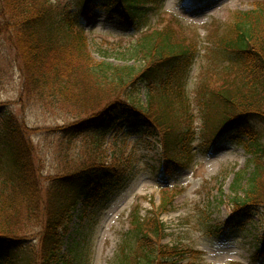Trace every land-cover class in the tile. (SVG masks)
Listing matches in <instances>:
<instances>
[{
    "label": "trees",
    "instance_id": "1",
    "mask_svg": "<svg viewBox=\"0 0 264 264\" xmlns=\"http://www.w3.org/2000/svg\"><path fill=\"white\" fill-rule=\"evenodd\" d=\"M164 1L79 2L84 15L93 11V5L107 2L125 22L136 29L146 28L121 49L133 64L94 60L78 14L61 13L51 0H0V4L13 29L26 87L41 97L47 95L90 113L65 127L67 134L76 136L91 130L104 134L125 117L145 116L161 134L163 167L174 165L171 169H176L189 163L193 150L187 83L194 61L200 57L202 40L196 32L186 37V31H181L186 27L174 18L167 25L151 24V14L158 12ZM183 1L192 4L191 0ZM256 6L249 11L235 10L232 18L207 32L203 54L211 75L200 84L204 97L199 102L204 126L211 125L217 131L213 139L230 129L249 154L244 168L235 172L230 202L236 213L262 216L256 246L261 258L264 148L249 123L253 119L264 121V5L257 2ZM142 89L145 101L140 99ZM0 117V264H19L21 254L30 248L27 233L33 226L40 227L38 247L21 264H67L61 253L62 229L77 202L101 193L106 196L104 191L124 184L132 171L121 175L114 164L95 162L51 177L43 189L23 128L10 112L0 109ZM174 120L183 132L176 133ZM171 207L172 196L163 195L160 204L144 215L135 208L113 264H175L180 260V250L160 243L166 237L160 216Z\"/></svg>",
    "mask_w": 264,
    "mask_h": 264
},
{
    "label": "rangeland",
    "instance_id": "2",
    "mask_svg": "<svg viewBox=\"0 0 264 264\" xmlns=\"http://www.w3.org/2000/svg\"><path fill=\"white\" fill-rule=\"evenodd\" d=\"M51 1L61 13L78 14L94 60L133 64V60L121 54V49L146 28L136 29L123 21L110 10L113 5L107 2L93 5L95 11L84 15L79 4L82 0ZM253 1L211 0L198 8V4L185 7L182 0H165L160 10L151 14L150 22L157 27L171 23L172 16H178L180 21L195 25L197 30L191 26L180 29L186 31V37L194 36L196 32L202 40L200 57L194 61L187 83L191 98L193 150L188 164L163 171L161 137L144 118L123 119L112 125L106 134L91 130L73 136L65 132V127L90 113L47 95L41 97L26 87L13 29L2 14L0 4V109L10 112L23 128L42 188L53 176L95 162L114 164L121 175L132 171L129 176L132 178L105 200L89 204L78 202L71 219L62 229L61 253L66 256L67 264H113L122 236L129 227L131 209L137 206L144 215L153 205L157 207L163 195L172 196V207L161 216L166 237L160 243L187 251L175 264H264V260L254 259L263 227L262 216L257 212L236 213L237 209L230 202L234 171L244 166L249 154L230 129L223 130L219 139L213 142L217 131L211 125L204 126L199 102V98L204 97L200 84L211 75L203 54L207 47L204 29L212 30L219 23L228 21L235 10L254 9L257 6ZM258 4L264 5V2ZM140 93V99L144 101V89ZM173 122L176 133L183 132L179 121ZM249 123L264 148V121L253 119ZM2 133L0 121V135ZM223 225L230 229H223ZM39 231V226L28 229L30 248L21 254L19 264L36 252Z\"/></svg>",
    "mask_w": 264,
    "mask_h": 264
},
{
    "label": "snow or ice",
    "instance_id": "3",
    "mask_svg": "<svg viewBox=\"0 0 264 264\" xmlns=\"http://www.w3.org/2000/svg\"><path fill=\"white\" fill-rule=\"evenodd\" d=\"M191 2H192V3H196V2H198V0H191Z\"/></svg>",
    "mask_w": 264,
    "mask_h": 264
}]
</instances>
